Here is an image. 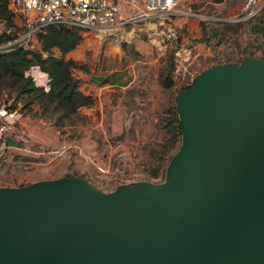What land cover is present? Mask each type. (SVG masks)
<instances>
[{
	"label": "water",
	"instance_id": "1",
	"mask_svg": "<svg viewBox=\"0 0 264 264\" xmlns=\"http://www.w3.org/2000/svg\"><path fill=\"white\" fill-rule=\"evenodd\" d=\"M174 100L160 181L0 186V264H264V57L213 63Z\"/></svg>",
	"mask_w": 264,
	"mask_h": 264
},
{
	"label": "rangeland",
	"instance_id": "2",
	"mask_svg": "<svg viewBox=\"0 0 264 264\" xmlns=\"http://www.w3.org/2000/svg\"><path fill=\"white\" fill-rule=\"evenodd\" d=\"M244 2L180 0L168 19L112 31L81 29V42L65 58L74 61L79 88L92 97L90 105L79 108L87 117L60 127L21 109L20 102L7 110L0 99L5 115L13 113L8 122L0 118V127L8 123V129L0 128V186L79 175L111 191L146 179L152 167L142 146L162 140L164 111L176 91L212 61H238L249 53L264 57V8L250 19L229 21L233 28L226 33L211 31L221 21L210 18H234ZM122 3L125 13H132L139 0ZM171 63L172 87L167 85ZM28 73L48 85L46 72L32 68Z\"/></svg>",
	"mask_w": 264,
	"mask_h": 264
},
{
	"label": "trees",
	"instance_id": "3",
	"mask_svg": "<svg viewBox=\"0 0 264 264\" xmlns=\"http://www.w3.org/2000/svg\"><path fill=\"white\" fill-rule=\"evenodd\" d=\"M10 1L0 0V45L11 41L19 30L16 17L10 8ZM218 25L220 28H212L213 34L220 33L219 29L226 33L233 28L230 22L222 21ZM203 33L205 34V28ZM37 38L39 47L36 48H25L16 44L0 50V99L7 103H5L7 110H15L20 102L21 109L35 116L53 120L57 126L74 124L79 119L87 117L79 108L92 102L91 95L85 94L79 88V82L73 73L74 61L65 58V54L81 42V31L64 24H53L40 32ZM56 51L60 55H57ZM252 54L255 53H249L245 57ZM245 57L238 61L216 60L209 65L225 61L241 62ZM36 66L48 74V86L38 84L31 73H28ZM172 71L173 63L170 64L167 76V85L170 87L174 84L170 76ZM115 74L116 72H113L112 75ZM107 80V77L103 79ZM10 98H13V102L8 105ZM164 116L162 140H151L142 146L144 150L146 149V157L152 167L146 178L148 180L164 177L166 165L181 142V127L174 97L173 103L164 111Z\"/></svg>",
	"mask_w": 264,
	"mask_h": 264
},
{
	"label": "built area",
	"instance_id": "4",
	"mask_svg": "<svg viewBox=\"0 0 264 264\" xmlns=\"http://www.w3.org/2000/svg\"><path fill=\"white\" fill-rule=\"evenodd\" d=\"M124 0H11L10 8L19 19V30L15 37L0 50L12 45L25 48L39 47L38 34L53 24H64L77 29L112 31L128 24L154 19H168L180 0H139L137 9L125 13ZM130 0H127V3ZM264 8V0H245L240 12L234 18H210L213 21H242L259 14ZM204 19V18H203ZM206 19V18H205ZM35 79V78H34ZM1 109V120L9 121ZM8 129V123L1 125Z\"/></svg>",
	"mask_w": 264,
	"mask_h": 264
},
{
	"label": "crops",
	"instance_id": "5",
	"mask_svg": "<svg viewBox=\"0 0 264 264\" xmlns=\"http://www.w3.org/2000/svg\"><path fill=\"white\" fill-rule=\"evenodd\" d=\"M122 5L125 6V4H123V3H122ZM122 9H123V8H122ZM123 10H124V9H123ZM114 30H116V29H114ZM33 68H38V69H40V68L37 67V66H36V67H33ZM42 84L46 85L45 83H42ZM47 86H48V85H47ZM81 90H82V89H81ZM2 110H3V109H2ZM0 111H1V109H0ZM3 111H4V110H3ZM3 111H2V112H3ZM6 115H7L6 118L8 119V118H10V117L13 116V113H6Z\"/></svg>",
	"mask_w": 264,
	"mask_h": 264
}]
</instances>
